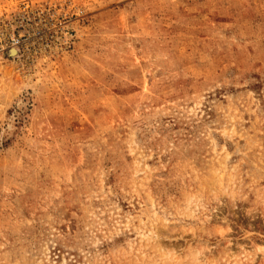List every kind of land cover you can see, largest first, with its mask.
<instances>
[{"label":"rangeland","instance_id":"rangeland-1","mask_svg":"<svg viewBox=\"0 0 264 264\" xmlns=\"http://www.w3.org/2000/svg\"><path fill=\"white\" fill-rule=\"evenodd\" d=\"M0 264H264V0H0Z\"/></svg>","mask_w":264,"mask_h":264}]
</instances>
